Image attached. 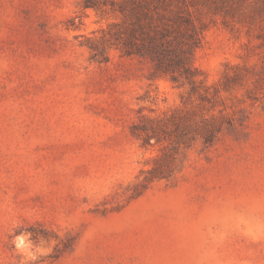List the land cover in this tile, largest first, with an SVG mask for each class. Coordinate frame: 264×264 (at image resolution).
Masks as SVG:
<instances>
[{
    "label": "rangeland",
    "instance_id": "1",
    "mask_svg": "<svg viewBox=\"0 0 264 264\" xmlns=\"http://www.w3.org/2000/svg\"><path fill=\"white\" fill-rule=\"evenodd\" d=\"M119 1L0 0V264H264V0H186L190 84Z\"/></svg>",
    "mask_w": 264,
    "mask_h": 264
},
{
    "label": "trees",
    "instance_id": "2",
    "mask_svg": "<svg viewBox=\"0 0 264 264\" xmlns=\"http://www.w3.org/2000/svg\"><path fill=\"white\" fill-rule=\"evenodd\" d=\"M189 8L186 0H121L113 9L121 22L109 26L108 42L122 56L148 61L156 76L193 83L202 30Z\"/></svg>",
    "mask_w": 264,
    "mask_h": 264
}]
</instances>
